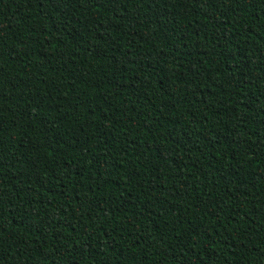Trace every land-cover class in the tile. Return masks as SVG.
Returning <instances> with one entry per match:
<instances>
[{
    "label": "trees",
    "instance_id": "16d2710c",
    "mask_svg": "<svg viewBox=\"0 0 264 264\" xmlns=\"http://www.w3.org/2000/svg\"><path fill=\"white\" fill-rule=\"evenodd\" d=\"M263 213L264 0H0V264H264Z\"/></svg>",
    "mask_w": 264,
    "mask_h": 264
},
{
    "label": "rangeland",
    "instance_id": "374dc122",
    "mask_svg": "<svg viewBox=\"0 0 264 264\" xmlns=\"http://www.w3.org/2000/svg\"><path fill=\"white\" fill-rule=\"evenodd\" d=\"M259 222H260L261 226L264 228V213L261 214V215L259 216ZM198 247H199V243H198L197 241H194V242H193V245H192V252L189 253V254L185 257V259H186L187 261H190L192 258L195 257V255H196V253H197V250H198Z\"/></svg>",
    "mask_w": 264,
    "mask_h": 264
}]
</instances>
